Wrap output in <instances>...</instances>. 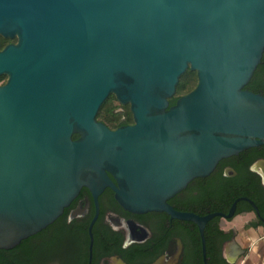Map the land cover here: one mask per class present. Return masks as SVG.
Masks as SVG:
<instances>
[{
  "label": "water",
  "instance_id": "water-1",
  "mask_svg": "<svg viewBox=\"0 0 264 264\" xmlns=\"http://www.w3.org/2000/svg\"><path fill=\"white\" fill-rule=\"evenodd\" d=\"M0 35L16 37L0 48V248L53 222L83 186L193 221L204 264L207 221L240 199L257 208L241 195L199 214L168 199L264 143V94L245 87L264 50V0H0ZM188 67L197 83L170 104ZM110 93L132 123L97 119ZM252 166L264 184V158ZM234 246L231 262L244 252Z\"/></svg>",
  "mask_w": 264,
  "mask_h": 264
},
{
  "label": "flooded vegetation",
  "instance_id": "flooded-vegetation-1",
  "mask_svg": "<svg viewBox=\"0 0 264 264\" xmlns=\"http://www.w3.org/2000/svg\"><path fill=\"white\" fill-rule=\"evenodd\" d=\"M257 150L254 155L244 151L222 158L208 175L191 179L168 199L169 203L178 210L199 214L228 212L236 197L226 205L217 190L254 192L255 176L258 175L263 188L258 201L264 211V184L252 166L255 160L264 158V143L258 145ZM240 200L250 203L246 199ZM240 200L236 202L232 216H214L226 221L237 214L251 212L252 216L241 227L217 225L214 216L205 225L206 254L213 261L231 262L229 259L236 243L244 248L238 260L251 247L250 242L245 241L249 238L248 230H264V214L259 206L255 203L257 208L239 213L237 210L245 205ZM213 206L217 208L214 211ZM195 229L198 227L193 221L172 217L164 210L137 212L127 209L118 202L111 189L105 188L93 198L92 192L83 186L55 221L29 235L26 243L28 264H198L201 238L200 234L194 235ZM220 230L225 236L219 233Z\"/></svg>",
  "mask_w": 264,
  "mask_h": 264
},
{
  "label": "trees",
  "instance_id": "trees-1",
  "mask_svg": "<svg viewBox=\"0 0 264 264\" xmlns=\"http://www.w3.org/2000/svg\"><path fill=\"white\" fill-rule=\"evenodd\" d=\"M16 37H4L0 35V48H2L6 43L15 41ZM6 79L5 74H0V82L3 83ZM197 83V72L194 69H190L189 67L180 75L179 80L176 84V91L175 93L169 97V103L173 104L176 98L189 90H191ZM245 87L261 92L264 94V50L262 53L261 61L258 63L257 67L255 68L252 77L247 82ZM118 107H122L121 110H118ZM97 119L103 121L107 126L110 128H116L117 126L124 124V123H132L133 122V115L130 110L129 104H121L113 93H110L105 100L100 105L98 112H97ZM77 133H73V137H76ZM258 146L249 147L247 149L242 150L239 153L249 152L248 154L254 155L258 153L257 150ZM241 184V183H240ZM255 188L254 192L248 191L247 189H239L237 193H231L226 188H219L217 190V194L226 201V205H229L231 201L240 195L249 196L254 200V202L259 206L260 211L264 214L261 206L259 205L258 195L259 192L263 189L260 181L259 176H255ZM241 203L245 205L242 206L237 210L239 213H245L247 210L253 209V206L245 202L244 200H240ZM214 211L217 208L211 207ZM58 218V217H57ZM56 218V219H57ZM55 219V220H56ZM212 219V218H211ZM54 220V221H55ZM213 220L217 221V225H223L225 222L223 219L219 218V216H214ZM52 223V222H51ZM248 226V224H246ZM40 232V231H39ZM38 233V232H37ZM221 235L225 236L224 233L220 230L219 232ZM195 236H199V232L197 229L194 231ZM204 235L205 239L208 240L206 234V228H204ZM29 237V236H28ZM23 238L18 244L10 248H0V264H28V255H27V239ZM209 250V249H208ZM198 264H204L201 258V246L199 244L198 248ZM207 262L208 264H233L231 262H227L224 259L222 261H213V259L209 258V254L207 253ZM217 262V263H216ZM264 264V263H263Z\"/></svg>",
  "mask_w": 264,
  "mask_h": 264
},
{
  "label": "rangeland",
  "instance_id": "rangeland-1",
  "mask_svg": "<svg viewBox=\"0 0 264 264\" xmlns=\"http://www.w3.org/2000/svg\"><path fill=\"white\" fill-rule=\"evenodd\" d=\"M1 83V82H0ZM122 107H118V110H121ZM252 216V213H246L244 215H235L231 220L224 221V225L226 227L228 226H235V227H241L245 220H247L249 217ZM249 238L245 239L246 242H249L250 240H257L258 236L261 235V237L264 235L263 229H257V230H248ZM239 239V238H238ZM260 242L255 245V247L251 246L248 252L241 257H244V260L242 264H263L264 263V238H259ZM258 239V241H259ZM240 259V258H239ZM233 264H240V260H237L232 262Z\"/></svg>",
  "mask_w": 264,
  "mask_h": 264
},
{
  "label": "crops",
  "instance_id": "crops-1",
  "mask_svg": "<svg viewBox=\"0 0 264 264\" xmlns=\"http://www.w3.org/2000/svg\"><path fill=\"white\" fill-rule=\"evenodd\" d=\"M237 215H241V214H237ZM258 239H259V236H258ZM258 239L257 240H254V241L253 240H250L249 241L250 242V245L253 246V247H255V245L260 242V239H259V241H258ZM238 260H240V264H242L243 261H245L244 260V257H240V259H238Z\"/></svg>",
  "mask_w": 264,
  "mask_h": 264
},
{
  "label": "built area",
  "instance_id": "built-area-1",
  "mask_svg": "<svg viewBox=\"0 0 264 264\" xmlns=\"http://www.w3.org/2000/svg\"><path fill=\"white\" fill-rule=\"evenodd\" d=\"M262 237L264 238V235Z\"/></svg>",
  "mask_w": 264,
  "mask_h": 264
}]
</instances>
